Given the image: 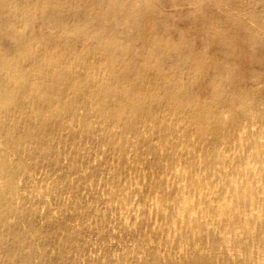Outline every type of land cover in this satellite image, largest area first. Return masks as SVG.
Masks as SVG:
<instances>
[{"label": "bare ground", "instance_id": "6f19581e", "mask_svg": "<svg viewBox=\"0 0 264 264\" xmlns=\"http://www.w3.org/2000/svg\"><path fill=\"white\" fill-rule=\"evenodd\" d=\"M0 48V264H264V0H0Z\"/></svg>", "mask_w": 264, "mask_h": 264}, {"label": "rangeland", "instance_id": "374dc122", "mask_svg": "<svg viewBox=\"0 0 264 264\" xmlns=\"http://www.w3.org/2000/svg\"><path fill=\"white\" fill-rule=\"evenodd\" d=\"M184 8V10H186L187 8H188V6H186V7H183ZM11 42H10V40L7 38V39H5V40H3L2 41V48H6V49H9V44H10ZM2 48H0V55L3 53V50H2ZM243 57L245 58V57H248V54L246 53V52H244V54H243ZM238 63L240 64V65H242L241 63H242V61L239 59L238 60ZM115 224V223H114ZM113 223L111 224V226H115ZM79 229H80V231L81 230H83V226H80V227H78ZM82 228V229H81ZM123 243V244H122ZM120 242V241H118V240H116V239H113L111 242H109V246H111V247H113V248H115L116 249V251H117V254H118V256H120L121 254H126L129 250H130V247L132 246V241H123V242ZM115 244H116V246H115ZM130 245V246H129ZM122 246H124V247H122ZM53 252V251H52ZM53 254V256L55 255V253L53 252L52 253ZM103 255H104V250H103V248H101V247H96L95 248V250L93 251V254H92V256H89V254H83L82 256H81V259H83V260H86V261H88L90 258H93L94 259V264H104L103 263V261L101 260L102 259V257H103ZM96 259V260H95ZM39 262L37 261V260H35V262L34 261H32V263L31 264H38ZM129 264V263H128Z\"/></svg>", "mask_w": 264, "mask_h": 264}]
</instances>
